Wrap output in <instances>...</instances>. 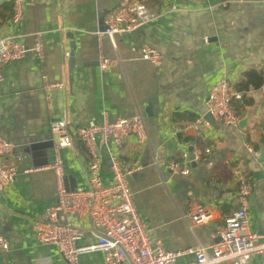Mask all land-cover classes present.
Instances as JSON below:
<instances>
[{"label": "crops", "instance_id": "0c3cea01", "mask_svg": "<svg viewBox=\"0 0 264 264\" xmlns=\"http://www.w3.org/2000/svg\"><path fill=\"white\" fill-rule=\"evenodd\" d=\"M13 1L0 0V37L14 34L30 47L33 34L40 33L44 54L38 60L29 51L2 67L0 137L25 157L14 182L0 195V236L8 242L7 250L0 249V264H66L57 247L40 244L32 230L33 221L56 202L49 127L54 121H70L71 146L61 150L64 184L86 188L88 155L74 130L91 121L101 123L103 111L111 121L138 112L145 120L148 143L137 148L130 138L119 157L137 153L141 168L127 178L134 205L152 240L182 252L178 264L194 259L186 253L189 248L217 242L218 228L239 207L237 172L251 185L249 230L264 235V177L257 161L264 148V0H160L158 9L148 8L158 14L156 20L112 39L97 33L120 0H33L23 6L17 25L11 23ZM144 1L147 5L149 0ZM70 42L75 48L69 89ZM144 44L165 55L160 67L140 58ZM100 56L118 57L122 63L101 71ZM248 71L260 74L263 83L240 92L245 106L237 115L246 120L243 129L221 122L201 134L189 128L204 114L205 98L216 82L226 78L236 90ZM44 77L66 83L68 90L51 91L48 102ZM196 148L211 152L187 174H174L165 166ZM102 151L100 176L107 183L111 171ZM154 156L163 163L161 170ZM195 206L209 208L211 219L192 226L183 221L181 216ZM60 219L88 227L74 214ZM95 242L86 232L77 245ZM262 259L254 255L249 264ZM79 264H103V255L82 254Z\"/></svg>", "mask_w": 264, "mask_h": 264}, {"label": "built area", "instance_id": "2783aa9c", "mask_svg": "<svg viewBox=\"0 0 264 264\" xmlns=\"http://www.w3.org/2000/svg\"><path fill=\"white\" fill-rule=\"evenodd\" d=\"M24 5H33V0L13 1V25L20 22ZM157 17L158 14L150 11L144 0H120L117 7L106 14L103 21L105 28L97 35L100 37L106 34L112 39L133 32ZM29 51L38 60L43 58L44 48L40 33L33 34L30 47L19 41L14 34L0 37V83L4 79L2 67L22 58ZM140 58L158 68L165 55L144 44L140 48ZM121 63L118 57L109 59L100 56L98 68L105 71ZM42 83L48 102L51 91L68 90L64 82H49L44 77ZM241 98V93L233 90L226 78L220 79L210 88L205 98L204 114L196 117L189 128L201 134L211 127L205 119L206 114L224 126L238 127L240 118L232 109L231 101ZM101 116V123L91 121L74 130L75 138L83 144L88 155L86 188L65 187L61 150L71 146L70 121L66 118L51 122L49 129L53 140L54 160L50 168L55 178L56 202L32 223L37 241L43 245L56 246L66 264H79L80 255L95 251L102 253L103 264H178L176 261L182 252L167 250L160 241L152 240L134 205L127 178L141 168L137 153L128 155L127 159L119 157L130 138L135 140L137 148L148 143L143 116L138 112L131 118H117L112 121L108 119L105 111ZM102 149L108 157L111 171V179L107 183L100 176ZM249 151L254 157L257 156L256 152L251 149ZM210 152L209 148L182 152L180 159L170 160L165 166L174 174H187L192 164L205 162ZM24 157L12 142L0 137V195L14 182L18 165ZM153 159L156 168L161 170L163 163L156 156ZM261 165L264 176V162ZM237 175L239 207L218 228L219 241L208 247L199 245L189 248L186 253L192 254L194 259L183 264H249L254 255H260L263 258L261 264H264V235L258 236L249 230L251 185L244 176L238 172ZM67 214H74L79 220L86 221L88 227L62 221L60 216ZM181 218L192 226L209 221L211 214L209 208L195 206L189 214L182 215ZM86 232L92 233L96 242L78 246L77 242ZM208 248L210 252L207 251ZM0 249H8V242L2 236Z\"/></svg>", "mask_w": 264, "mask_h": 264}, {"label": "trees", "instance_id": "16d2710c", "mask_svg": "<svg viewBox=\"0 0 264 264\" xmlns=\"http://www.w3.org/2000/svg\"><path fill=\"white\" fill-rule=\"evenodd\" d=\"M160 0H149L147 2L149 9H158ZM263 83V77L260 74H256L255 71H248L242 75L241 82L236 86V91L244 92L248 90L249 87L257 88ZM245 100L241 98L240 100H232L231 107L236 114H238V108H244Z\"/></svg>", "mask_w": 264, "mask_h": 264}, {"label": "water", "instance_id": "95a60500", "mask_svg": "<svg viewBox=\"0 0 264 264\" xmlns=\"http://www.w3.org/2000/svg\"><path fill=\"white\" fill-rule=\"evenodd\" d=\"M204 40H200V43H202ZM75 46L73 42H70V54H69V60H68V73H69V77H68V86L69 89L71 88L72 85V68H73V50H74ZM148 111V109H147ZM205 119L210 123L211 126H213L214 128H217V124L215 123V121L212 119V117L209 114L205 115ZM246 124V120H240L238 127L243 129L244 126ZM257 161L258 162H264V148L260 149V153L259 156L257 157ZM260 175L263 178V172L260 171ZM216 241H219V237L216 238Z\"/></svg>", "mask_w": 264, "mask_h": 264}]
</instances>
